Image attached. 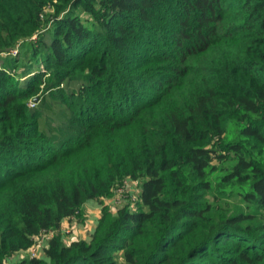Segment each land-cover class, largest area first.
Wrapping results in <instances>:
<instances>
[{
  "label": "trees",
  "instance_id": "1",
  "mask_svg": "<svg viewBox=\"0 0 264 264\" xmlns=\"http://www.w3.org/2000/svg\"><path fill=\"white\" fill-rule=\"evenodd\" d=\"M0 264H264V0H0Z\"/></svg>",
  "mask_w": 264,
  "mask_h": 264
},
{
  "label": "rangeland",
  "instance_id": "2",
  "mask_svg": "<svg viewBox=\"0 0 264 264\" xmlns=\"http://www.w3.org/2000/svg\"><path fill=\"white\" fill-rule=\"evenodd\" d=\"M13 55H16L17 52L12 51ZM131 183H127L122 189L119 190L118 194L111 199H105V202L109 204L111 208H115L116 206H123L128 201L127 195H134V190L131 188ZM237 198L233 197L231 200L235 201ZM97 202V201H96ZM95 201L91 203V205H87L86 213H85V221L80 222L78 219H74L66 224H64L65 228V238L68 241L76 240V239H90L93 236L95 227L98 223V218L101 215V207L102 205ZM101 205V206H100ZM243 206H246L243 202ZM114 210V209H113ZM44 239H40L36 248L41 247L44 243ZM35 250V249H33ZM31 250V252L33 251ZM30 251V250H29ZM28 254V253H26ZM25 255V254H22ZM29 255V254H28Z\"/></svg>",
  "mask_w": 264,
  "mask_h": 264
},
{
  "label": "built area",
  "instance_id": "3",
  "mask_svg": "<svg viewBox=\"0 0 264 264\" xmlns=\"http://www.w3.org/2000/svg\"><path fill=\"white\" fill-rule=\"evenodd\" d=\"M14 52H17V50H14ZM30 106H32V107L36 106V101L33 100V101L30 103ZM41 239H42V238H41ZM43 239H45V238H43ZM33 249H35V250H33ZM31 250H33V251L31 252ZM31 250H30L31 255H32V256H35V254L37 253L38 248L33 247Z\"/></svg>",
  "mask_w": 264,
  "mask_h": 264
},
{
  "label": "crops",
  "instance_id": "4",
  "mask_svg": "<svg viewBox=\"0 0 264 264\" xmlns=\"http://www.w3.org/2000/svg\"><path fill=\"white\" fill-rule=\"evenodd\" d=\"M96 202V201H95ZM91 203H93V201H89L85 206H84V208H85V211H86V209H87V205H91ZM97 203V202H96ZM101 206V205H100ZM102 208V207H101ZM100 208V209H101ZM68 222H70V221H68V220H65V222H64V224H66V223H68Z\"/></svg>",
  "mask_w": 264,
  "mask_h": 264
},
{
  "label": "water",
  "instance_id": "5",
  "mask_svg": "<svg viewBox=\"0 0 264 264\" xmlns=\"http://www.w3.org/2000/svg\"><path fill=\"white\" fill-rule=\"evenodd\" d=\"M35 100H36V101H38V100H39V98H35Z\"/></svg>",
  "mask_w": 264,
  "mask_h": 264
}]
</instances>
